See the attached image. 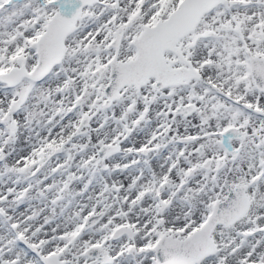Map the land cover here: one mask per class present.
I'll return each instance as SVG.
<instances>
[{
	"label": "snow or ice",
	"instance_id": "6c2138e0",
	"mask_svg": "<svg viewBox=\"0 0 264 264\" xmlns=\"http://www.w3.org/2000/svg\"><path fill=\"white\" fill-rule=\"evenodd\" d=\"M0 264H264V0H0Z\"/></svg>",
	"mask_w": 264,
	"mask_h": 264
}]
</instances>
